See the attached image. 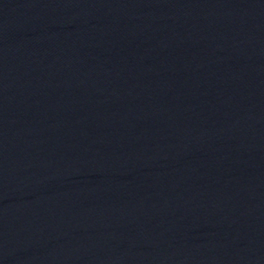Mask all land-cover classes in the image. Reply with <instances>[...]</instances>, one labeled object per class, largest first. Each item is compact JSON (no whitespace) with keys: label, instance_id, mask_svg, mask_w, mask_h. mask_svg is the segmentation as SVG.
I'll use <instances>...</instances> for the list:
<instances>
[{"label":"water","instance_id":"water-1","mask_svg":"<svg viewBox=\"0 0 264 264\" xmlns=\"http://www.w3.org/2000/svg\"><path fill=\"white\" fill-rule=\"evenodd\" d=\"M0 264H264V0H0Z\"/></svg>","mask_w":264,"mask_h":264}]
</instances>
